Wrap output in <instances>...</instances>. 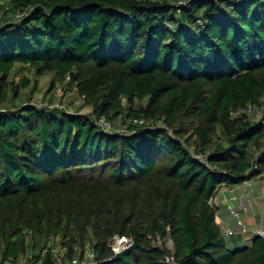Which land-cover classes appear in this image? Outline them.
I'll return each mask as SVG.
<instances>
[{"label":"trees","instance_id":"trees-1","mask_svg":"<svg viewBox=\"0 0 264 264\" xmlns=\"http://www.w3.org/2000/svg\"><path fill=\"white\" fill-rule=\"evenodd\" d=\"M7 5L0 264H264V235L231 245L214 202L264 178V123L248 111L264 113V0ZM46 74L89 112L33 104ZM115 236L133 243L117 253Z\"/></svg>","mask_w":264,"mask_h":264},{"label":"built area","instance_id":"built-area-1","mask_svg":"<svg viewBox=\"0 0 264 264\" xmlns=\"http://www.w3.org/2000/svg\"><path fill=\"white\" fill-rule=\"evenodd\" d=\"M9 10V6L7 5L5 8L0 9V18H2L5 15V12ZM27 10H22L16 12L14 15L16 18H21L24 15H26ZM33 104H36L37 106H49V107H60V108H65L64 105L54 102V103H49L47 101H41V102H32ZM26 104V103H25ZM6 108L0 104V112L5 111ZM248 111L251 113H255L256 115L259 116V118H262V122L264 123V113L262 109L250 104L248 106ZM94 122L100 126L101 129L111 131V132H117V133H128V124H116L112 122L111 120H108L105 117H94L93 118ZM129 122L136 123V124H142L144 122L143 118L140 117H131ZM204 159V157H203ZM253 183V180L247 179L243 183L240 184L243 194L241 197L236 196L234 194L230 196H224V200L228 201L227 203V209L229 210L230 214L234 217L235 223L238 226V231L240 233L246 234V235H264V228H255L252 229L251 227L248 226L244 219V214L243 211L248 210L249 206H253L255 203H259L256 200H250L248 198H245V191L247 190L248 187H250ZM214 202L218 205V200L216 197H214ZM231 202H237V205H234V203ZM224 233L226 237L231 236L234 233V230L232 228H223ZM112 241H116L115 245H110L114 248L115 252H121L122 250L130 247L132 245V241L129 240L127 237L123 236H115L112 238ZM111 242V241H110ZM77 259H74L73 262H77Z\"/></svg>","mask_w":264,"mask_h":264},{"label":"crops","instance_id":"crops-1","mask_svg":"<svg viewBox=\"0 0 264 264\" xmlns=\"http://www.w3.org/2000/svg\"><path fill=\"white\" fill-rule=\"evenodd\" d=\"M7 0H0V4L6 3ZM27 75L32 80V84L30 87H34L35 76L30 70H26L25 74H20L18 76ZM17 76V77H18ZM39 86V83H38ZM38 86H35L34 91L37 90ZM30 87L24 89L26 91ZM81 100V99H80ZM117 122H120L121 119L117 118ZM236 195L241 197L243 194L242 188L240 185L235 186H225L223 185L217 195L216 199L218 200V211H217V220L222 225L223 228H232L234 233L227 237L228 241L231 245H243L250 244L252 242V236L240 233L238 231V226L235 223L234 217L230 214L227 209L228 201L224 200V196ZM260 198V203H258L253 209L245 210L244 218L247 221L252 229L255 228H264V178H257L253 180V183L250 187L245 191V198ZM234 205H237V202H231ZM253 213V214H250Z\"/></svg>","mask_w":264,"mask_h":264},{"label":"rangeland","instance_id":"rangeland-1","mask_svg":"<svg viewBox=\"0 0 264 264\" xmlns=\"http://www.w3.org/2000/svg\"><path fill=\"white\" fill-rule=\"evenodd\" d=\"M20 77L21 76H18L17 78L20 79ZM51 81H52V75H50V74H46V75H44V76L39 78V86H38L37 90H35V91L33 90L31 92V94H30L33 97L32 98L33 101L39 103V102H41L42 100H45V99H53V100H56V101L57 100H61V101L65 102V104L68 107V110L71 111V112L72 111L76 112V110H78L79 113H84V114L89 112V109L82 105V101L77 96V94H71V93L65 92V90L60 85H58L56 88L50 87ZM28 94H29L28 92H25L22 95V97L26 98L28 96ZM253 118L254 119H259V116L254 114ZM248 199H250V200L254 199V200L258 201L259 203L261 202L260 198L248 197ZM257 204L258 203H255L253 206H249L248 211L250 209H253ZM244 212L245 211H243V214H244ZM250 214H253V213H250ZM246 223L248 224L249 227H251V225L247 221H246ZM110 243L112 245H115L116 241L114 242V241L111 240ZM167 244H168L169 247H172V241L171 240H168ZM86 260H88L87 257H86ZM8 264H11V263H8ZM18 264H36V262H32V261H30V262L28 261L27 262L26 258H22L18 262Z\"/></svg>","mask_w":264,"mask_h":264}]
</instances>
